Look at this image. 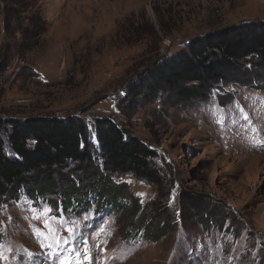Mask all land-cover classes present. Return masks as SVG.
<instances>
[{"label": "rangeland", "instance_id": "1", "mask_svg": "<svg viewBox=\"0 0 264 264\" xmlns=\"http://www.w3.org/2000/svg\"><path fill=\"white\" fill-rule=\"evenodd\" d=\"M29 5L47 31L39 46L0 64V118L74 115L93 143L96 120L115 121L155 152L162 185L131 174L112 182L127 189L129 202L152 201L156 214L166 209L169 228L148 242L131 229L129 205L118 217L97 212L93 204L64 209L58 176L73 181L84 172L69 165L57 171L50 195L34 198L22 186L0 191V264H59L60 257L71 264H264V84L219 82L192 107L139 85L152 65L195 39L264 21V0ZM2 26L0 17V53ZM187 196L217 209L218 222L202 227ZM44 221L57 231L51 233ZM54 235L69 243L58 249Z\"/></svg>", "mask_w": 264, "mask_h": 264}, {"label": "trees", "instance_id": "2", "mask_svg": "<svg viewBox=\"0 0 264 264\" xmlns=\"http://www.w3.org/2000/svg\"><path fill=\"white\" fill-rule=\"evenodd\" d=\"M29 2L0 0L4 32L0 64L39 46L47 31L38 11L29 12ZM140 19L145 22L144 17ZM219 82L264 84V21L239 23L195 39L180 54L152 65L139 85L152 93L169 92L178 104L192 107L206 101L205 93ZM0 128L4 132L0 138V191L22 186L34 198L50 195L57 171L75 165L84 168L80 179L58 176L64 209L93 204L97 212L118 217L129 205L127 221L144 240L158 241L168 231L166 209L156 214L152 201L143 206L129 202L127 189L112 182L115 176L131 174L155 187L162 185L155 152L115 121L96 120L95 143L84 122L74 115L0 118ZM186 199L192 202L202 227L218 222L214 214L219 211L208 209L206 200L200 196Z\"/></svg>", "mask_w": 264, "mask_h": 264}, {"label": "snow or ice", "instance_id": "3", "mask_svg": "<svg viewBox=\"0 0 264 264\" xmlns=\"http://www.w3.org/2000/svg\"><path fill=\"white\" fill-rule=\"evenodd\" d=\"M50 211V210H49ZM44 224H45V227H47L51 233H55L57 230L52 228V226L50 225V223L48 221H44ZM68 233H69V236H74L75 233H74V230L72 228H68ZM53 238L55 239L56 241V244H57V248H62V246L64 244H68L69 243V239L67 237H60V236H53ZM47 247L51 248V245H47ZM3 258V253L0 252V259ZM59 264H71L70 260H67V259H64L63 257H60L59 258Z\"/></svg>", "mask_w": 264, "mask_h": 264}]
</instances>
